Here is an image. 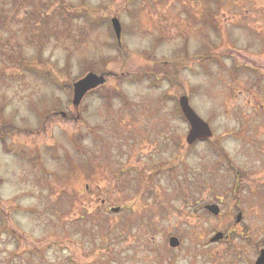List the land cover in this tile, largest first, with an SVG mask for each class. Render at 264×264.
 Instances as JSON below:
<instances>
[{
    "label": "rangeland",
    "instance_id": "374dc122",
    "mask_svg": "<svg viewBox=\"0 0 264 264\" xmlns=\"http://www.w3.org/2000/svg\"><path fill=\"white\" fill-rule=\"evenodd\" d=\"M260 73L264 0H0V264H254Z\"/></svg>",
    "mask_w": 264,
    "mask_h": 264
},
{
    "label": "water",
    "instance_id": "95a60500",
    "mask_svg": "<svg viewBox=\"0 0 264 264\" xmlns=\"http://www.w3.org/2000/svg\"><path fill=\"white\" fill-rule=\"evenodd\" d=\"M114 33L118 40L121 38L122 27L117 18L111 21ZM106 83V78L104 76H98L94 73H89L83 79L77 81L73 85L74 94L72 104L75 107H79L85 96L91 91L103 86ZM179 106L181 112L187 122L189 123L190 129L186 138L188 145H193L198 141H207L213 137V132L210 126L204 122L191 108L189 99L187 96H182L179 99ZM65 116V114H63ZM206 209L212 213L214 216L220 214V208L217 205H208ZM114 212L119 211V208L113 209ZM242 219V214H238L237 223H240ZM224 234L218 232L212 239L211 242H219L223 240ZM170 247L176 248L179 246L178 238L172 237L169 242ZM255 264H264V254L259 256Z\"/></svg>",
    "mask_w": 264,
    "mask_h": 264
},
{
    "label": "flooded vegetation",
    "instance_id": "af4514ba",
    "mask_svg": "<svg viewBox=\"0 0 264 264\" xmlns=\"http://www.w3.org/2000/svg\"><path fill=\"white\" fill-rule=\"evenodd\" d=\"M234 70H236V69H234ZM248 70L251 72H254L252 69H248ZM236 72H238V70H236ZM257 81H260V89H261V86L264 85V74L263 73L262 74L260 73V80L257 79ZM263 113H264V105L260 104V114H263ZM64 117H67V116H64ZM260 180H261L260 181V219L264 224V176H263V174L260 176ZM120 212H121V208L119 207V211H117L116 213H120ZM261 242L263 244L264 240H261ZM259 254H260V256L264 254V245H260Z\"/></svg>",
    "mask_w": 264,
    "mask_h": 264
},
{
    "label": "trees",
    "instance_id": "16d2710c",
    "mask_svg": "<svg viewBox=\"0 0 264 264\" xmlns=\"http://www.w3.org/2000/svg\"><path fill=\"white\" fill-rule=\"evenodd\" d=\"M78 79H79V78H78ZM78 79H77V80H78ZM72 91H73V89H72V87L70 86L69 89H68V93L71 95Z\"/></svg>",
    "mask_w": 264,
    "mask_h": 264
}]
</instances>
